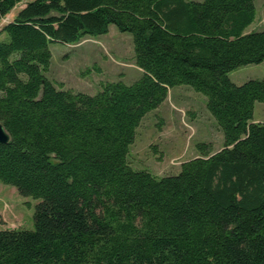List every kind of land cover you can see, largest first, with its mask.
I'll list each match as a JSON object with an SVG mask.
<instances>
[{
    "label": "trees",
    "instance_id": "1",
    "mask_svg": "<svg viewBox=\"0 0 264 264\" xmlns=\"http://www.w3.org/2000/svg\"><path fill=\"white\" fill-rule=\"evenodd\" d=\"M0 181L39 199L34 229H0V264H264V62L255 0H0ZM111 24L133 35L142 76L88 94L45 75L49 42ZM3 34V37L1 35ZM186 84L224 145L157 176L130 163L145 116Z\"/></svg>",
    "mask_w": 264,
    "mask_h": 264
},
{
    "label": "rangeland",
    "instance_id": "2",
    "mask_svg": "<svg viewBox=\"0 0 264 264\" xmlns=\"http://www.w3.org/2000/svg\"><path fill=\"white\" fill-rule=\"evenodd\" d=\"M255 4L256 18L248 31L261 30L264 25V0H255ZM21 6L17 4L0 21V29ZM48 46L51 58L45 75L65 89L95 94L103 82L132 83L143 74L136 66L133 35L121 32L115 24L103 34L88 35L75 43L52 41ZM230 75L240 83L263 79L264 62L240 66ZM254 120L264 123V102L255 104ZM202 143L210 150L220 149L224 145L223 131L207 107L206 95L189 85H177L170 88L158 108L145 116L127 159L137 170H149L157 176L175 174L182 162L206 150ZM38 201L0 181V229H34Z\"/></svg>",
    "mask_w": 264,
    "mask_h": 264
},
{
    "label": "water",
    "instance_id": "3",
    "mask_svg": "<svg viewBox=\"0 0 264 264\" xmlns=\"http://www.w3.org/2000/svg\"><path fill=\"white\" fill-rule=\"evenodd\" d=\"M10 139L4 125L0 122V143H7Z\"/></svg>",
    "mask_w": 264,
    "mask_h": 264
},
{
    "label": "crops",
    "instance_id": "4",
    "mask_svg": "<svg viewBox=\"0 0 264 264\" xmlns=\"http://www.w3.org/2000/svg\"><path fill=\"white\" fill-rule=\"evenodd\" d=\"M248 30H249V29L247 28V31H248ZM136 66H137V65H136ZM137 67L140 68L139 66H137ZM140 70H142V69L140 68ZM233 71H234V70H233ZM233 71H232V72H233ZM142 72H143V70H142ZM232 72L229 73L230 78H231V75H230V74H231ZM231 79H232V78H231ZM232 80H233V79H232ZM233 81L236 82V83H238V84H241L240 82H237V81H235V80H233ZM255 121H256V120H255ZM257 122H258V121H257Z\"/></svg>",
    "mask_w": 264,
    "mask_h": 264
}]
</instances>
